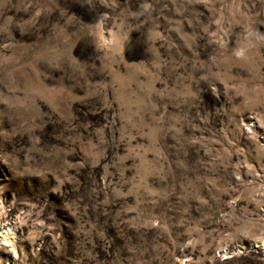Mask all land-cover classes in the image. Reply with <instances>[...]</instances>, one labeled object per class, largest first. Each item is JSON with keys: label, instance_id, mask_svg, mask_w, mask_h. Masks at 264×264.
<instances>
[{"label": "rangeland", "instance_id": "374dc122", "mask_svg": "<svg viewBox=\"0 0 264 264\" xmlns=\"http://www.w3.org/2000/svg\"><path fill=\"white\" fill-rule=\"evenodd\" d=\"M0 264H264V0H0Z\"/></svg>", "mask_w": 264, "mask_h": 264}]
</instances>
